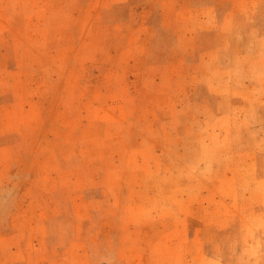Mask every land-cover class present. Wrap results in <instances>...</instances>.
Returning <instances> with one entry per match:
<instances>
[{
  "label": "rangeland",
  "instance_id": "1",
  "mask_svg": "<svg viewBox=\"0 0 264 264\" xmlns=\"http://www.w3.org/2000/svg\"><path fill=\"white\" fill-rule=\"evenodd\" d=\"M0 264H264V0H0Z\"/></svg>",
  "mask_w": 264,
  "mask_h": 264
}]
</instances>
